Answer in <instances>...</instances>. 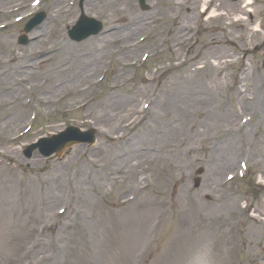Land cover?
<instances>
[{"label": "rangeland", "instance_id": "374dc122", "mask_svg": "<svg viewBox=\"0 0 264 264\" xmlns=\"http://www.w3.org/2000/svg\"><path fill=\"white\" fill-rule=\"evenodd\" d=\"M160 1L163 8L165 7L167 9L171 7L168 9L171 11L170 15L154 23L147 31H144L145 33L143 30L133 33L128 32L125 35L126 41L123 43L129 44L135 40L139 44V48L133 54H129L124 58L120 57L121 51L118 57L122 60L117 62L115 60L106 65L102 63V60L106 58V62L109 61V52L101 51L99 42L101 37L108 32L110 24L113 27L120 24V15L108 14L111 16L108 19L105 16L106 14L97 12L95 8L89 9L87 0H68V3L65 2V6L68 9L67 21L59 20L56 23L57 32L59 30L64 32L65 37L74 46L73 51L75 50L77 52L79 49L89 48L94 55H100V61L95 66L90 65L84 75L85 78L82 83L86 80L94 79V84L90 86L91 89L89 92L85 95L78 94L67 97L65 100L68 104L65 107L66 114L63 115V108L61 107L63 101H60L57 105L44 106L35 101V92L32 94L24 90L19 92L16 101L11 102L9 93L4 92L8 82L12 78L18 79L24 77L28 71L35 72L41 69L38 63L40 59L45 58V54L33 58L32 62L34 65L32 68L34 70L30 67L16 69V60L13 62H8V60L16 58L18 53L22 54L26 52L30 46H39L37 42L35 45L33 44L35 41L32 32L40 28H44L45 31L48 29L49 32V14L52 9L51 0H42L41 4L37 7L40 11L43 10L46 13V18L27 34L28 41L25 45L18 44V38L23 33L22 29L26 22L25 18H22L18 22H14V19L16 16L24 17L29 12L31 0H0V11L11 9L17 2L26 6L25 10L20 12V14L17 13L19 15L14 17L0 15V25H7L0 29V62H2V65L0 64V103H2L0 104V118L7 120L14 116L11 115L12 113H17L20 114L18 119H23L21 124L17 122L16 126L12 129H10L11 124H8V126L2 125L0 129V151L5 148L11 149V156L5 157L3 160L5 167H0V217L5 216L2 222H14L9 225L10 229L6 228L3 235L1 232L2 227H0V264H22L23 262V264H26V261L35 256V249L29 250L30 244L27 242L32 238L29 235L33 230L38 233V226L47 222L46 217H50L48 214H51L55 208L54 203L56 200L54 195L61 196L63 193L62 201H65V197L67 200L72 199L71 193L75 189L77 194H80V190H82V171L74 176L73 164L82 159L83 152L86 149H89L87 151L89 154L95 151L94 148L74 145L60 156L46 158L36 150L27 159L22 154L25 146L37 141L40 137L57 133L68 125L78 126L83 130L94 129V144L96 146L99 144L105 145L104 143L106 141L101 139L98 130L99 127H102L100 126L102 124L93 123L91 117L94 114V103H102L106 100L108 93H111V91L109 92V87L115 81V84L119 83V86L110 94L112 96V102L116 100L119 104L118 106H120L122 102L130 99V96L136 95L134 96L136 97L135 100L131 99L130 106L128 107L129 115L133 116L132 112L139 106L137 103L138 100L140 101L145 95V92L148 91H137V88L133 90L130 80L129 82H122L126 75L135 74V80L139 78L143 80V76H148L150 80L146 82L149 84L144 86L145 89L146 87L149 88V86L156 87L161 82V79L164 82L181 80L186 67L198 68L204 61L200 52L203 46L209 42L208 36L215 35L218 39H223L224 32L232 30L235 42L225 45L223 51L228 55L226 58L231 57L234 61L222 70L223 77L221 78V80H226V84L229 86L233 76L232 74L235 73L236 68L240 65L235 55L249 46L246 37V20L243 18L246 11L241 8V12L237 11L236 18H240L241 22L236 25H229L230 22H234L233 19L235 17L230 19L225 15L209 19L210 21L203 20L202 34L197 38L198 42L196 44L199 52L191 53L196 36L194 32L190 31L191 39L180 46L177 49L179 52L176 54L174 52L176 50L170 47L171 41L179 40V38L187 36V32L184 31L185 27L191 26L193 18L199 16L197 4L200 2L197 0H172L170 5L169 0ZM160 1L147 0L148 10L144 11L139 8L137 0H123L126 16L133 17L135 13H138L141 15V18L148 19L151 17L150 14L153 8L159 7ZM80 2L84 15L102 22L103 29L96 35L90 36L80 42H75L69 37L68 30L78 19V3ZM220 2L222 8L217 6L219 12H221L220 9L231 11L239 8L227 1L223 2L220 0ZM252 6L256 12V16L262 15L264 17V1L256 0ZM179 21H184L186 24L182 26ZM177 23L180 25L178 26ZM171 29H174V31H171ZM159 31L163 33V38L168 39V41L165 40V42L157 44L160 35ZM139 38L144 39L143 41H138ZM260 40L261 38L256 41L260 42ZM8 41L10 42L9 45H7ZM189 48L190 53H186V50ZM146 54L149 56L143 62L141 57ZM186 55L190 56L191 61L184 66H176L177 61L184 59ZM69 61L70 57L66 63ZM248 61L251 66L258 67V70H264V50H259L258 53H254V56ZM132 63H134V66L130 69ZM124 64L128 65L119 76L114 78V70L121 69ZM231 68L232 70L230 71ZM88 74H90V77ZM59 92L57 89L52 90L50 97H54ZM261 93L264 103V84L261 87ZM91 97H94V101L88 106L93 105L89 108L79 109V106L89 101ZM23 100L31 102V105H25L26 108L22 107L21 102ZM239 102L238 96H231L226 99V103L233 106L231 112L234 116V110L237 112ZM219 104L218 101L214 105V108L219 107L220 109ZM110 107L111 102L106 110L109 111ZM85 113H89V116H85ZM234 116L229 119V123L234 122ZM255 117V122L253 123L254 119L251 122V128L246 130L253 134L256 131L260 132L264 129V119L261 117L258 108ZM149 118L153 119L152 116H149ZM117 119L113 121L114 127L118 123ZM199 120H204V118L199 117ZM143 123L140 125L142 126ZM205 123L212 125V121L209 118L206 119ZM182 126L188 130L187 124L185 125L183 123ZM194 128H196V124L191 127L190 132ZM222 128L220 125L217 127L212 126L210 137L207 136L208 134L204 135L205 133L203 132V140L199 144H196L198 150H195V153L191 152V162L195 160L196 156H200L202 152L209 150L208 145L211 141L218 144L217 149L220 147L224 136ZM141 134H143V129L137 131L135 129L130 133L129 140H132L129 144L135 139H138ZM186 143L191 145L189 140H186ZM238 146L239 140L236 136L234 143L226 148V156L230 157V154ZM91 149L93 150L90 151ZM126 159L132 163L136 158L129 157ZM240 162L246 163L247 171L244 177L239 176V173L242 172ZM67 163L70 164V166L68 165L69 169H64ZM260 163L258 160L252 159L247 161L244 157L239 156L230 167L211 171L210 177H208L206 169L208 168V163L200 162L194 164L187 180L190 189L189 192L192 193L195 200L177 206H171L167 199L163 198L160 191L156 190V179L160 177L156 174L158 172H149V180L151 183L154 181L155 186L151 185V191L149 192L147 190V192L153 193V198H148L146 203L142 205L143 210L141 209L140 218L135 216L133 223L124 222L123 224V222H117L111 218L110 209L116 207L114 205V199L122 188L119 184L114 185L111 192L109 194L106 193L104 198H100L98 189L93 188L90 192L94 195V200L89 197V194L87 197L90 198L91 203L86 198L84 199L85 202L82 199L83 197L79 198L76 204L80 214L77 218L72 216L67 220L65 219L62 222L63 225L57 231V242L61 248L59 249L60 255L56 261L52 263L53 259H50L42 264H189V261L196 256L198 250L205 243H209L211 246L213 264H264V251L261 250L260 245L250 246L247 254L241 252L240 255H237L235 263L233 262V248L237 247L238 251L243 243L245 244L243 237L245 226L249 224L253 226L261 225L257 221L253 222L252 218L248 219L247 215H241L239 213V207L244 203V199L249 200L252 203V207H255L253 211L255 212L254 218L264 223V170L260 167ZM57 167L58 169L62 168V170L67 171L70 175L64 177L65 181L70 180L73 183L70 187L69 183H67L64 184L63 189L62 187L57 188L54 186V190H52L51 184H53L54 180L50 178V175L57 171ZM148 167H151V165ZM199 168L202 169V173L197 174ZM232 173L235 174V177L227 182V174ZM196 177L200 179V185L197 188L193 186V181ZM29 180L33 181L31 182L32 186L29 185ZM42 181L48 187L50 198L46 202V212L43 213L41 211L40 214H36L38 200L35 195V190H37V186L43 185ZM130 183L129 178L125 184ZM176 188L177 185L172 187V189ZM174 199L176 198L174 197ZM163 200H166V202ZM230 202L236 206V211L239 213L235 227L234 220L237 213L232 209ZM216 205H220V208L215 209ZM228 205L229 211L227 210ZM29 206L35 208L33 212H27L26 209ZM124 208L127 209V207ZM98 210H101V215H98ZM215 210H218V212H215ZM28 228V234L25 235ZM258 228H260L259 237L264 238V227ZM7 231L10 232L8 233ZM254 231L256 232V230Z\"/></svg>", "mask_w": 264, "mask_h": 264}, {"label": "bare ground", "instance_id": "6f19581e", "mask_svg": "<svg viewBox=\"0 0 264 264\" xmlns=\"http://www.w3.org/2000/svg\"><path fill=\"white\" fill-rule=\"evenodd\" d=\"M213 1L215 7L210 11L208 19L225 15L230 19L235 17V22L240 20L236 18L237 11L241 12L240 8L231 11L220 9L221 12H219L217 6L222 8V4L219 0H201V11H203L209 2ZM65 2L66 0H52V9L50 13L51 28L49 32L48 30L45 31L44 28L32 32L35 41L33 44L35 45L37 42L39 46H30L26 52L22 54L18 53L16 58L8 60V62L16 60V69H24L26 67L32 68L34 65L32 62L33 58L45 54V58L41 57L42 59H40L38 63L41 66L39 71H28L25 73L24 77L18 79L12 78L8 82L4 92L9 93L11 102L17 100V95L20 91L27 90L29 92H35V101L44 106L57 105L60 101H63L61 107L64 109L68 105L65 101L67 97L78 94L85 95L89 92L93 80L89 79V81L86 80L82 83L85 78L84 75L90 65L95 66L100 61V55H94L89 48L79 49L77 52L75 50L73 51L74 46L65 37L64 32L60 30L57 32L56 23L59 20L67 21V8ZM250 3L249 0L246 1V4ZM87 5L89 9L95 8L97 12L106 14L105 16L108 19L111 18L108 14L120 15V24L114 27L110 24L108 32L101 37L99 42L101 45L100 50L103 52L108 51V57L112 58L113 62L115 60L116 62L122 60L121 58L133 54L137 48H139V44L135 42V40L129 44L123 43L126 41L125 35L128 32L133 33L139 30H143V32L147 31L154 25V21L159 18V13L156 10L152 12L154 13L152 15L155 16L154 18L143 19L138 13H135L133 17H127L123 0H87ZM248 11L251 10L249 9ZM163 13L168 15L171 11L165 9ZM179 22L182 26L186 24L184 21ZM236 24L237 23L234 22L229 23V25ZM177 25L179 26L180 24L177 23ZM189 29L190 27L187 26L184 31L189 32ZM256 29L257 27L254 26V30ZM171 31H174V29H171ZM159 33L157 44H160L162 41L165 42V40L168 41V39L163 38L162 32L159 31ZM224 33L223 39H218L215 35L208 36L209 42L203 46L200 52L204 61L198 68L186 67L181 80L164 82L159 88L155 89V92L152 94L151 92H145L146 95L151 94V102L148 113L144 118L145 121L142 120L144 123L142 126L140 125V128L134 127L138 118L130 116L128 113L130 101L131 99L135 100L136 97L134 96L136 95L130 96V99L122 102L120 106H118L119 104L116 100L112 102V96L110 94L115 91L118 86L115 84L116 81L111 86L109 90L111 93H108L106 100L102 103H94V114L91 120L95 124H102L100 125L102 127L98 128L100 137L102 140L109 142L110 145H100L95 152L73 164L74 176L82 171L81 195L79 193L77 194L75 189L72 193L73 202L71 204L62 201L63 193L61 196L54 195L56 200L54 203L55 208L61 210L58 216H53V219L58 220V223L57 225H52L49 230V227H45L42 233H39L40 231L37 233L33 230L29 235L32 238L27 243L30 244L29 250L35 249V256L28 260L27 264H42L50 259H53L52 263L56 261L60 255L59 249L61 248L57 242V231L63 225L62 222L65 219L67 220L72 216L77 218L80 214L76 204L79 198L83 197V201L86 198L89 203L92 202L90 198L93 199L94 195L91 194L90 190H93V188H97L100 198H104L106 193L109 194L111 192L114 185L118 184L120 181L126 183L130 178L131 183L122 186V196L120 198V195H116L114 199V205H116V207H112L110 209L111 214L109 213L112 219L117 222H123V224L124 222L133 223V218L135 216L140 218L141 209L143 210L142 205L146 203L148 198H153V193L149 192L151 191L150 186H155V182H150V184L147 182L149 180V172H158L156 174L160 177H157V189H154L160 191L163 198L167 199L171 206L182 205L195 200V197L188 191L187 180L191 169V152L195 153V150H198L196 144H199V142L203 140V132L205 133L204 135L208 134L207 136L210 137L212 126L217 127L220 125L223 127L224 136L220 147L217 149L218 144L211 141L208 145L209 150L202 152L200 156H196L195 160H193L194 163H208V168H206L208 177H210V172L214 169L230 167L234 162V157L241 154L240 151L233 150L230 157L226 156V148L234 143L236 136L239 140L238 135H243L244 142L239 148L241 149L244 145L249 147L244 156L250 160L255 159L261 162L260 167L264 170V129L258 135L254 136L251 135L249 131L241 132L244 128L249 130L251 123H247L242 129L234 128L232 127L233 123H229V119L233 117L234 114L231 112L230 106L223 101L225 93H222L221 89L224 86V81L221 80V78L223 77L222 70L232 62V58H226L228 55L223 51V45L228 43V40H230L229 42L231 43L234 42V40L232 30H228V32L226 31ZM188 38L189 36L179 38V40H172L170 47L176 50L174 52L178 54V45L184 43ZM9 44L10 42L8 41L7 45ZM120 52L121 58L118 57ZM193 52L195 53V51ZM198 52L199 51L196 53ZM69 57L70 61L66 63ZM105 61L106 58L102 60V63H105ZM0 64L2 65V62H0ZM127 65L128 64H124L121 69H115L114 78L119 76ZM32 70L34 69L32 68ZM89 75L90 74H88V76ZM145 80L147 79L145 78ZM238 83L242 84L244 88L243 92L239 93L242 100L241 108L253 112H257L258 108L261 117L264 119V103L261 95V87L264 84V71H259L256 75H253L251 72L245 73L243 78L239 79ZM54 89L60 92L54 97H50ZM144 90L150 91L151 88L146 87L145 89V87H137V91ZM93 101L94 100H92V102ZM218 101L220 103V109L219 107L214 108V105ZM110 102L111 107L108 111L106 108L109 107ZM25 105L26 103L23 100L21 106L26 108ZM90 106L87 107L89 108ZM63 113H65V110H63ZM11 115H14L12 116L13 118L10 117L7 120L0 118V129L2 125L8 126V124H11L10 129H12L16 126L17 122H20V124L22 123L23 119H18L20 114L12 113ZM87 115L89 116V113H85V116ZM149 116H152L153 119H146V117ZM130 117L131 119H129ZM199 117L204 118V120H199ZM116 118H118V123L116 127H114L113 121H115ZM207 118L212 121V125H207L205 123ZM7 121L8 123L6 124ZM183 123L188 125V130L182 126ZM194 124H196V128L190 132ZM126 128H129L130 132L125 136L124 131ZM135 129L136 131L143 129V134L131 144H129V142L132 139L128 142V145H123V148H119L118 144L120 143L122 145L126 143L130 133ZM186 140H189L191 145L187 144ZM10 153L11 149L9 148L0 151V167H5L3 160L5 157H10ZM129 157L136 159L130 163L126 159ZM210 158L211 160L209 161ZM68 165L70 166V164L67 163L64 169H69ZM149 165H151V167H148ZM65 176L70 175L67 171L62 170V168L58 169L57 167V171L50 175V178L54 180L53 184H51L52 190H54V186L57 188L62 187L63 189V186H65L64 184L69 183V187L73 184L70 180L65 181ZM209 181L212 182L211 180ZM28 182L29 185L32 186L31 182L33 181L29 180ZM42 182L43 185L37 186V190H35V195L38 200L36 214H40L42 211L40 208L41 203L50 198L48 187L45 186L44 181ZM176 185L177 188L172 189V187ZM147 190L149 192H147ZM132 193L135 194V197L133 200H129L130 196L127 198L126 195H131ZM88 194L90 198L87 197ZM174 197L176 199H174ZM163 201L166 202V200ZM86 204L89 205L88 203ZM231 205L233 207L235 206L233 203H231ZM124 207H127V209ZM219 208L220 205L215 206V209ZM34 209V207L29 206L26 210L30 213L33 212ZM228 209L229 205L227 206V210ZM215 212H218V210H215ZM98 215H101V210H98ZM47 218L48 217H46V219ZM111 218L109 219L111 220ZM3 219H5V216L0 217L2 235L6 228L10 229L9 225L14 223L12 221L2 222ZM257 222L259 221L257 220ZM258 227H264V224L259 226L249 224L244 228L243 237L247 252L250 250V246L254 247L256 245H260L261 250L264 251V238L259 237L260 228ZM253 229L256 230V232ZM28 231L29 228L26 230L25 235L28 234ZM7 232L9 233L10 231ZM1 249L3 248L1 247ZM246 251L245 253H247Z\"/></svg>", "mask_w": 264, "mask_h": 264}, {"label": "clouds", "instance_id": "9594fccd", "mask_svg": "<svg viewBox=\"0 0 264 264\" xmlns=\"http://www.w3.org/2000/svg\"><path fill=\"white\" fill-rule=\"evenodd\" d=\"M189 264H213L212 250L210 244H203L198 250L196 256L189 261Z\"/></svg>", "mask_w": 264, "mask_h": 264}, {"label": "water", "instance_id": "95a60500", "mask_svg": "<svg viewBox=\"0 0 264 264\" xmlns=\"http://www.w3.org/2000/svg\"><path fill=\"white\" fill-rule=\"evenodd\" d=\"M62 146H63V144L61 145V144H58L57 146H56V148H58L59 149V151H61V149H62Z\"/></svg>", "mask_w": 264, "mask_h": 264}]
</instances>
